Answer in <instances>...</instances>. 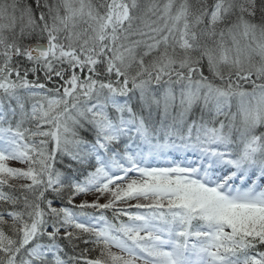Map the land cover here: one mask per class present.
Listing matches in <instances>:
<instances>
[{"label": "snow or ice", "instance_id": "6c2138e0", "mask_svg": "<svg viewBox=\"0 0 264 264\" xmlns=\"http://www.w3.org/2000/svg\"><path fill=\"white\" fill-rule=\"evenodd\" d=\"M0 264H264V0H0Z\"/></svg>", "mask_w": 264, "mask_h": 264}]
</instances>
